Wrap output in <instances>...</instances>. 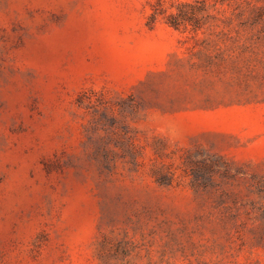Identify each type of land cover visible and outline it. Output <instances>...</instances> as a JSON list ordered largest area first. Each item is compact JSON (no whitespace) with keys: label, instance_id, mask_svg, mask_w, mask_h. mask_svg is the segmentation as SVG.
I'll return each mask as SVG.
<instances>
[{"label":"rangeland","instance_id":"rangeland-1","mask_svg":"<svg viewBox=\"0 0 264 264\" xmlns=\"http://www.w3.org/2000/svg\"><path fill=\"white\" fill-rule=\"evenodd\" d=\"M0 264H264V0H0Z\"/></svg>","mask_w":264,"mask_h":264},{"label":"trees","instance_id":"trees-1","mask_svg":"<svg viewBox=\"0 0 264 264\" xmlns=\"http://www.w3.org/2000/svg\"><path fill=\"white\" fill-rule=\"evenodd\" d=\"M183 5L184 4H180L179 5V9H178V12L176 14H174V13H169L168 14L167 19H166V22L169 25H171V26H173L175 28H178V27H180V25L184 24V22H185L186 19H189L190 18V16L188 17L186 15V12L184 10L182 11L181 7ZM201 10L202 11H205L206 10V8L204 7V3H202L201 6H198L197 7V11H201ZM191 12H192V14H194L195 11L192 10ZM154 17H155V13H152L151 14V18H154Z\"/></svg>","mask_w":264,"mask_h":264}]
</instances>
